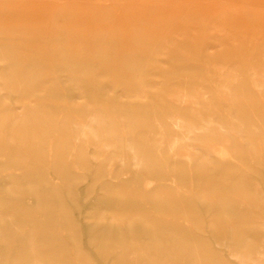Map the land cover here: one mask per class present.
<instances>
[{
	"label": "rangeland",
	"instance_id": "obj_1",
	"mask_svg": "<svg viewBox=\"0 0 264 264\" xmlns=\"http://www.w3.org/2000/svg\"><path fill=\"white\" fill-rule=\"evenodd\" d=\"M141 3L0 0V264H264V0Z\"/></svg>",
	"mask_w": 264,
	"mask_h": 264
},
{
	"label": "bare ground",
	"instance_id": "obj_2",
	"mask_svg": "<svg viewBox=\"0 0 264 264\" xmlns=\"http://www.w3.org/2000/svg\"><path fill=\"white\" fill-rule=\"evenodd\" d=\"M126 1V0H125ZM129 2H137V3H140V4H142L141 2H142V0H129ZM260 11H262V12H264V8H260L259 9ZM233 89V88H232ZM169 91V90H168ZM184 101V100H183ZM169 110V109H168ZM194 111V110H193ZM94 115H95V113H92V116L91 117H94ZM169 119L173 122V124L175 125V127H177V128H179L180 127V129H182L181 127H182V120H181V118H179L178 116H176V115H174L172 112H171V114H169ZM208 122V121H207ZM184 128V127H183ZM193 129H198V127H194V126H192L191 128L190 127H188V129H186L188 132H190L191 130H193ZM160 130V129H159ZM192 132V131H191ZM193 135V134H192ZM169 140V139H168ZM173 141V140H172ZM207 142V141H206ZM173 143H174V141H173ZM172 143V144H173ZM211 143V142H210ZM212 144V143H211ZM258 144V143H257ZM219 145V144H218ZM258 147H260V146H258ZM194 151V150H193ZM203 153V152H202ZM204 154V153H203ZM225 155V154H224ZM201 156H202V154H201ZM206 155H204V157H205ZM217 158V157H216ZM201 159V158H200ZM206 159V158H205ZM207 161V160H206ZM205 170H207L206 168H204ZM204 170V171H205ZM211 171V170H210ZM218 173V172H217ZM4 175V174H3ZM3 177V176H2ZM0 179H2V178H0ZM15 180V179H14ZM1 181V180H0ZM4 181V180H3ZM6 181V180H5ZM4 181V182H5ZM9 181V180H8ZM2 182V181H1ZM0 182V183H1ZM3 182V183H4ZM10 182V181H9ZM9 184V183H8ZM7 184V185H8ZM0 188H1V186H0ZM4 189V188H3ZM3 191V190H2ZM4 192V191H3ZM7 193V192H6ZM9 193V192H8ZM2 196V195H1ZM3 198H4V196H3ZM5 200V199H4ZM1 208V207H0ZM228 238V240L229 241H231L232 239H231V233H229V237H227ZM226 238V239H227ZM227 240V241H228ZM231 244V243H230ZM228 246H229V244H228ZM228 248H230V246L228 247ZM227 248V249H228ZM264 248V247H263ZM232 249V248H231ZM235 250H236V248H234ZM233 250V249H232ZM262 250V249H261ZM260 250V251H261ZM238 251H240V253H241V250H237V252ZM229 253H230V251H229ZM231 253H232V251H231ZM234 253V252H233ZM260 254H261V252H260ZM263 254V253H262ZM232 255V254H231ZM244 255V254H243ZM232 256H234V258H235V255H232ZM244 257V256H243ZM245 258V257H244ZM239 259V258H238ZM241 259V258H240ZM248 260H250V259H248ZM241 261H243V260H241ZM244 264H246V262H243ZM251 264V263H250ZM252 264H260L259 262H256V261H254V263H252Z\"/></svg>",
	"mask_w": 264,
	"mask_h": 264
},
{
	"label": "crops",
	"instance_id": "obj_3",
	"mask_svg": "<svg viewBox=\"0 0 264 264\" xmlns=\"http://www.w3.org/2000/svg\"><path fill=\"white\" fill-rule=\"evenodd\" d=\"M133 46L135 47L136 45L133 44ZM133 46H132V48H134ZM146 48H147V47H145V50H146ZM133 50L136 51L135 49H133ZM134 51H132L131 54H129V56H128L129 58H130L131 56H133V52H134ZM230 83H234V82H230Z\"/></svg>",
	"mask_w": 264,
	"mask_h": 264
}]
</instances>
